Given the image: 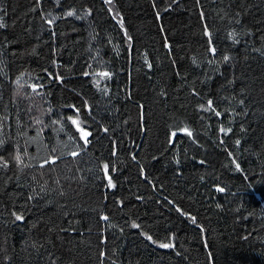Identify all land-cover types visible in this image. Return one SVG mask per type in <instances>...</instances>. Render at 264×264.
<instances>
[{
	"label": "trees",
	"instance_id": "1",
	"mask_svg": "<svg viewBox=\"0 0 264 264\" xmlns=\"http://www.w3.org/2000/svg\"><path fill=\"white\" fill-rule=\"evenodd\" d=\"M0 24V264H264V0Z\"/></svg>",
	"mask_w": 264,
	"mask_h": 264
},
{
	"label": "snow or ice",
	"instance_id": "2",
	"mask_svg": "<svg viewBox=\"0 0 264 264\" xmlns=\"http://www.w3.org/2000/svg\"><path fill=\"white\" fill-rule=\"evenodd\" d=\"M69 15H71V13H69ZM2 26H3V25L0 24V27H2ZM105 75H106V74H105ZM209 104L211 105V101H209ZM72 123H73L74 125H76L77 130L80 131V132L82 133V138L84 139L85 143H87V138L91 135V133L85 131L83 128H80L79 122H78L77 120H72ZM189 135H191V133H189ZM73 155H75V153H74ZM16 159H17V161H20V157H19V156H17ZM53 162H54V161H53ZM0 166H4V167H6L7 165H6V163H4L3 165H0ZM219 190H220V191H223V189H219ZM16 219H17V220H22L23 217L18 215V216H16ZM105 219H107V218L105 217ZM194 219H195V218H193V220H194ZM149 239H151V237H149ZM161 247L167 248V247H169V245H168V244H162Z\"/></svg>",
	"mask_w": 264,
	"mask_h": 264
}]
</instances>
